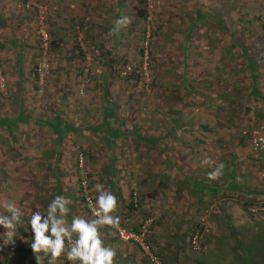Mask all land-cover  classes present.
<instances>
[{
  "label": "crops",
  "instance_id": "crops-1",
  "mask_svg": "<svg viewBox=\"0 0 264 264\" xmlns=\"http://www.w3.org/2000/svg\"><path fill=\"white\" fill-rule=\"evenodd\" d=\"M53 1L58 10L48 25L50 73L37 98L38 44L33 22L28 27L32 12L13 17L10 10L1 11L0 0V62L11 83L10 95L0 99L5 106L0 112V205L16 193L20 199L18 192H26L29 184L33 209L46 211L62 195L71 200L69 223L75 215L91 219L78 191V180L86 178L94 198L97 183L116 195L124 227L135 229L152 217L150 243L164 264H264V210L249 211L264 203V149L253 148L240 133L264 132V0H237L232 6L230 0H218L208 13L192 5L188 69L178 56L177 70L168 67L156 75L163 82L158 94H174L171 103L160 106L145 98L135 101L143 89L137 70L117 73L118 65L138 64L141 58L126 27L118 35L111 31L116 19L129 14L131 27L141 11L138 2ZM10 4L19 10L20 0ZM87 7L92 24L85 28L80 16ZM184 86L188 117L181 113ZM78 151L82 167L73 161ZM205 157L225 164L219 179L208 178L215 164L202 165ZM203 209L211 230L200 236L195 251L185 233ZM0 213L8 214L2 206ZM18 215L23 225L14 248L21 246L12 264H36L30 217L22 209ZM101 231L117 250L116 264H149L133 242L118 239L107 227ZM2 243L0 260L6 249ZM57 264L70 262L62 255Z\"/></svg>",
  "mask_w": 264,
  "mask_h": 264
},
{
  "label": "rangeland",
  "instance_id": "rangeland-1",
  "mask_svg": "<svg viewBox=\"0 0 264 264\" xmlns=\"http://www.w3.org/2000/svg\"><path fill=\"white\" fill-rule=\"evenodd\" d=\"M3 1H4V3L2 4L3 9H1V11H6L7 9L10 10L13 17L17 18L18 15H22V14L23 15H25V14L30 15L29 12H32L33 17L31 19V15H30V18L28 19L29 20L28 21V23H29L28 27L30 26L31 22H33V24H34L33 29L35 30V32L33 31V33H34V35H36L37 44H38L39 38H38V34H37V21H36V18L34 16L33 9L32 8H29V9L26 8L25 9V8H22L21 6H19V10H17L15 7H13L14 5L12 6L10 4V2L13 0H3ZM35 1L49 2V3H52L53 5H55V7H56V12L53 15H51V17H49L46 21V28H47V30H49V26H48L49 25V19H51L52 17H54L56 15L57 10H58V5L53 0H35ZM135 1L138 2V4L140 5L141 11L135 13L134 18H133V24L131 25V27L132 26L133 27L131 28L128 25L126 26V29L128 30L126 32L127 38L135 39L137 41L138 47H140V50L142 53L140 61L138 64L135 63V61L134 62L133 61L127 62L131 65L130 71L137 70L140 73L139 80L143 83V85L141 83L142 88H143L142 92H140V94L138 95V98H136L135 101L140 103L142 101V99L145 98L146 100L149 99V101H148L149 103L158 102L157 103L158 106H160L161 104L162 105L163 104H169L172 101V100H170V97L172 99L174 97L173 96L174 94L171 95L173 90L171 89L172 91L170 90L171 92H168V93L165 92L162 94H158V87L163 86V82H161V78H159L156 75L158 73H162V71L164 69H167L168 67L170 69L175 68L177 70V68L179 67L178 64L180 63V61L178 62V59H176L178 56L182 59V64H186V66H184V68L188 69L189 62H188V59L186 60L185 56H186V54H188V38H189V36L188 37L185 36L186 35L185 29H186V25H188V23H191L190 17L193 14L192 5H193V7L197 6L200 11H202L204 13H208V10L209 11L212 10L211 7H213V6L217 7L218 0L214 3L210 2L209 8H204L205 4L207 3V1L209 2V0H135ZM211 1H213V0H211ZM234 1H237V0H230L229 3L231 6L234 4ZM149 2L152 5L150 7V16H149V18H147L145 16L147 14V8H148L147 4ZM85 15L89 16V19L86 22L84 20ZM231 15L234 16L232 13H231ZM127 17L131 18L130 14L127 15ZM80 19L83 22V25L85 26V28L91 26L92 14H91V10H89V7H87V9L81 14ZM146 26L149 28L148 36H145L146 33H144V28L145 29L147 28ZM130 28H131V30H130ZM18 30H15V31H18ZM76 36H77L76 37L77 41L79 39L81 40L82 39V32L79 31L78 33H76ZM145 39H146V55L144 57L143 47H144ZM184 39H185V41H184ZM189 47H191V46H189ZM93 50H95V49H93ZM51 55L52 54H51V48H50V35H49V43H48L47 55H46V58H47L46 62H47V67H48L47 74L45 76L40 77L39 73L35 69V63H36L37 59L39 58L38 45H37V55L35 58V62L33 64V68L36 71L37 88L35 91V95L37 98L42 96V93L45 91V79L50 73ZM121 65H123V64H121ZM118 66H120V65H118ZM180 73H182V71L179 72L178 74H180ZM125 75H122V76H125ZM152 75H154L155 77H153ZM0 78H2V80H0V82H2V84L0 83V99H2V101H3L4 97H6L7 95H10L8 93L7 88L11 83L9 82V78H8L6 72L3 71V67L1 66V62H0ZM179 80L181 81V78H179ZM183 80H182V82H183ZM134 83H136V81ZM137 84H138V82L135 84L136 87H137ZM177 87H178V89L180 88V86H177ZM183 96H184V99H182L183 101L180 100V102L182 101L181 113L185 117H188L189 113H190L189 112V103H188L189 94L186 93ZM152 105H153V107H155L154 104H152ZM3 107H5L4 104L0 105V112L4 110ZM12 109L13 108L7 109V111H10V113H8V114H13ZM157 111H158V109H157ZM73 161L76 162V154L73 157ZM78 184H79V182H78ZM25 188L30 194L31 193L30 185L29 184L25 185ZM26 192H18V193L22 194V195H20L21 196L20 199H18V197H17L18 195L16 193L15 194L16 196L15 195L12 196L15 198H12L11 201L16 202L19 209H22L25 212H28V216L30 217L31 216V210L35 211L36 209H33L31 207V204H33V201L31 202V200H29V195ZM90 192L92 193L91 190H90ZM201 212L198 215H200ZM197 216L195 219H197ZM149 217H151V216H149ZM195 222H196V220H195ZM195 222H194V225H195ZM0 230H1V232L5 231V230H2V228H0ZM185 234L187 236V237H185V240L187 241L189 234L188 233H185ZM14 239L15 240L19 239V236H18V238L15 237ZM0 242L1 243L3 242V234L0 235ZM14 245L15 244L10 243V244L6 245V249L5 248L3 249V252L5 254L2 257V260H0L1 261L0 264L2 262L6 263V264H9V263L12 264L13 263L12 261H14L16 259V256L19 257V254H16V252L19 253L21 245L17 244L15 248H14ZM2 246H5V245H3V243H2ZM1 251H2V249H0V252Z\"/></svg>",
  "mask_w": 264,
  "mask_h": 264
},
{
  "label": "clouds",
  "instance_id": "clouds-1",
  "mask_svg": "<svg viewBox=\"0 0 264 264\" xmlns=\"http://www.w3.org/2000/svg\"><path fill=\"white\" fill-rule=\"evenodd\" d=\"M130 23L127 16L114 21L113 34H119L121 28ZM202 165L215 167L207 173L210 180H217L223 175L225 164L216 163L209 157L201 161ZM96 196L90 197L88 207L91 219L75 215L69 223L67 217L70 212L68 205L71 200L57 195L48 204L46 211L36 208L31 210L29 224L33 233L31 249L35 254L36 264H44L45 257L48 264H57L63 255L70 264H116L117 250L111 244H106L101 229L107 227L121 231V217L117 214L119 200L116 195L97 183L94 187ZM2 206L7 215L0 213V227L3 232V245L14 244L16 231L22 221L18 215L20 209L14 201H4Z\"/></svg>",
  "mask_w": 264,
  "mask_h": 264
},
{
  "label": "built area",
  "instance_id": "built-area-1",
  "mask_svg": "<svg viewBox=\"0 0 264 264\" xmlns=\"http://www.w3.org/2000/svg\"><path fill=\"white\" fill-rule=\"evenodd\" d=\"M151 3L147 4V14L145 17L149 18L150 16V7ZM22 8H32L34 12V16L37 21V34L39 38V58L35 63V69L39 73V76H45L48 72L47 67V47L49 43V33L46 28V21L51 15L56 12V7L52 3L49 2H42V1H35V0H23L20 3ZM89 19L88 15H85L84 20L85 22ZM147 27V26H146ZM145 36L149 34V28H144ZM147 38V37H146ZM143 54L144 57L146 55V39L144 41L143 47ZM131 70V65L129 63H124L123 65L117 66V73L119 75H125ZM2 80V78H0ZM2 84V82H0ZM240 133L246 134L249 143L253 148L256 149H264V132L263 131H247L242 129ZM83 163V154L81 151L76 153V164L78 167H82ZM261 175L264 176V170L261 171ZM79 191L82 197L83 203L88 211V213L92 216L91 210L88 207V201L91 197L94 200L92 193L87 184L86 178H81L79 180ZM132 196L135 199L136 192H132ZM260 210H264V203L253 205L249 207V211L257 212ZM206 209H203L200 215L197 216L195 225L192 228L188 238H187V246L191 250H198L200 247V236L202 234H206L211 230V224L207 219ZM152 222V218L149 216L144 217L138 224L137 228L135 229H128L120 224L121 231H116L112 229L116 237L125 242H133L139 250L143 253L146 260L150 264H164L161 258L156 255L152 250L150 243L147 239L149 232H150V224Z\"/></svg>",
  "mask_w": 264,
  "mask_h": 264
},
{
  "label": "trees",
  "instance_id": "trees-1",
  "mask_svg": "<svg viewBox=\"0 0 264 264\" xmlns=\"http://www.w3.org/2000/svg\"><path fill=\"white\" fill-rule=\"evenodd\" d=\"M22 1L23 0H20V3H22ZM197 10H194V12H196ZM198 13V15L199 16H201L202 14L200 13V12H197ZM145 15V14H144ZM189 24L186 26V32H185V36L186 37H188V35H189ZM38 49H39V39H38ZM142 54V53H141ZM131 72H133V71H130L129 73H131ZM128 74V73H127ZM126 74V75H127ZM129 75V74H128ZM183 90L187 93L188 92V88H187V86H184L183 87ZM183 94H185V93H183ZM78 182H79V180H78ZM78 191H79V189H78ZM81 196V195H80ZM85 206V205H84ZM7 214V213H6ZM151 224H152V222H151ZM151 224H150V227H151ZM22 225H23V223H21V225H19L18 226V229H21L22 228ZM192 231V230H191ZM150 233V232H149ZM207 234V233H206ZM147 239H148V241H149V243H150V238H149V235H148V237H147ZM150 246H151V243H150ZM151 250L156 254V255H158L159 256V254H158V252L151 246ZM161 260H162V258H161Z\"/></svg>",
  "mask_w": 264,
  "mask_h": 264
}]
</instances>
